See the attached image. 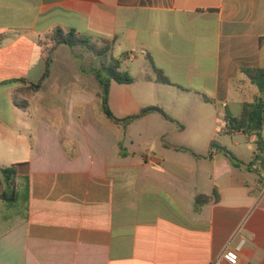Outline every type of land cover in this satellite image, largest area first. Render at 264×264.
Returning <instances> with one entry per match:
<instances>
[{"label": "crops", "instance_id": "crops-1", "mask_svg": "<svg viewBox=\"0 0 264 264\" xmlns=\"http://www.w3.org/2000/svg\"><path fill=\"white\" fill-rule=\"evenodd\" d=\"M57 27L112 42L134 78L110 84L117 119L156 107L171 120L103 118L99 84L65 45L40 89L17 94L41 79L39 41ZM0 32V168L16 165L27 197L0 199V264H229L222 254L236 246L237 264H264V170L246 168L254 137L224 119L258 96L242 70L264 69V0H0ZM183 98L223 110L181 124ZM188 131L193 145L177 143Z\"/></svg>", "mask_w": 264, "mask_h": 264}, {"label": "trees", "instance_id": "trees-1", "mask_svg": "<svg viewBox=\"0 0 264 264\" xmlns=\"http://www.w3.org/2000/svg\"><path fill=\"white\" fill-rule=\"evenodd\" d=\"M9 38L8 34L0 33V44ZM52 40L54 41V48L60 45H65L70 49L81 48L87 52L94 53L99 57V65L86 68L82 65H79V70L82 73L87 75H93L95 80L100 86V93L97 94L101 103L102 113L110 120L123 122L124 124L137 119L150 111H157L166 119L171 120L165 113L156 107H150L143 109L139 114L129 116L125 119H117L111 112L109 108V88L112 81L131 84L134 82V78L124 71H120L121 60L114 58L111 55L112 42L108 40L98 39L104 43V46L97 49L93 43L97 39L87 37L84 35H78L73 30L64 31L61 28L57 27L52 32ZM45 69L41 79L35 83L30 84L26 90L30 91L31 94H35L41 87L43 80L49 74V65L51 62L50 56L45 57ZM242 72L248 79V81L257 88L258 96L256 100L252 103H244L242 106V111L239 116H232L229 111L225 112V122L227 131L235 130L242 132L247 137H254V143L257 147V152L252 162L246 165L248 170H251L255 173H259L257 168L253 167L257 163L263 167L264 170V139L262 137V131L264 129V69L261 68H248L243 69ZM156 81L163 84H170L169 80L164 76V74L155 69ZM12 82H21L26 83L24 79H14ZM15 104L21 108L26 105V101L15 100ZM213 147H216L215 143H212ZM220 150L229 157L230 161L236 165H244L243 162L239 161L232 153L229 151L220 148ZM193 156H197L194 153L190 152ZM16 165H11L9 167L0 168V199L5 202H22L26 203V191L17 192L16 190ZM216 196V194H213ZM207 197H198L196 202L200 200H207Z\"/></svg>", "mask_w": 264, "mask_h": 264}, {"label": "rangeland", "instance_id": "rangeland-1", "mask_svg": "<svg viewBox=\"0 0 264 264\" xmlns=\"http://www.w3.org/2000/svg\"><path fill=\"white\" fill-rule=\"evenodd\" d=\"M0 33L8 34L5 32H0ZM39 44L43 46L45 57L50 56V59H51V55L53 51L56 50V48L58 47L57 46L54 48V41L52 40V34L48 35L47 37L39 41ZM93 44L94 46L97 47V49L99 47L104 46V43L98 39ZM67 48L69 50L71 62L76 63L78 66L82 65L86 68H90V67L99 65V61H100L99 57H97L94 53L87 52L81 48H73V49H70L69 47ZM18 92L22 94L26 93L27 95L30 94V91L28 90H25V92L23 90H19L17 91V94H19ZM219 109L223 110V108L219 105L210 106L209 104H205L203 102L198 103V102H195L192 98H183V99L177 100V117L179 118L178 120L180 121L181 124H183L184 122H187L188 121L187 118H189L190 115L194 114L195 112L204 113V112L213 111L214 113H216ZM94 110L96 113H101V116L103 118L105 117L102 111L100 112L97 106H94ZM235 110H236L235 105H230L228 109H226V111H230V112H235ZM263 137H264V131H263ZM193 139H194V136L191 135V131H188L184 134L177 135V143L193 145ZM223 139H225V137H223ZM237 139H238V142L240 143L242 158L248 159L251 155L252 149H254V145L250 144L247 141L246 137L244 136L238 137ZM236 154L238 155V153Z\"/></svg>", "mask_w": 264, "mask_h": 264}, {"label": "built area", "instance_id": "built-area-1", "mask_svg": "<svg viewBox=\"0 0 264 264\" xmlns=\"http://www.w3.org/2000/svg\"><path fill=\"white\" fill-rule=\"evenodd\" d=\"M238 251H239V246H236L234 249H225L222 256L229 264H237Z\"/></svg>", "mask_w": 264, "mask_h": 264}]
</instances>
